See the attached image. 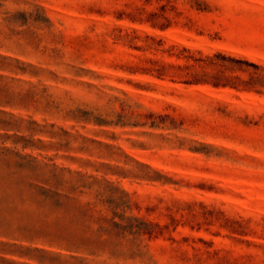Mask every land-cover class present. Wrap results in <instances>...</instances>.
Returning a JSON list of instances; mask_svg holds the SVG:
<instances>
[{
	"label": "rangeland",
	"instance_id": "rangeland-1",
	"mask_svg": "<svg viewBox=\"0 0 264 264\" xmlns=\"http://www.w3.org/2000/svg\"><path fill=\"white\" fill-rule=\"evenodd\" d=\"M0 264H264V0H0Z\"/></svg>",
	"mask_w": 264,
	"mask_h": 264
}]
</instances>
